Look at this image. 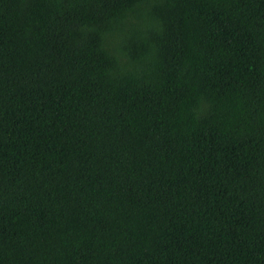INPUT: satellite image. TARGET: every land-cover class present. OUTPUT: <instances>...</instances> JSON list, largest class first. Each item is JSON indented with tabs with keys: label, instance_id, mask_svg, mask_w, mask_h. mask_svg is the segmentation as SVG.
I'll use <instances>...</instances> for the list:
<instances>
[{
	"label": "trees",
	"instance_id": "trees-1",
	"mask_svg": "<svg viewBox=\"0 0 264 264\" xmlns=\"http://www.w3.org/2000/svg\"><path fill=\"white\" fill-rule=\"evenodd\" d=\"M0 264H264V0H0Z\"/></svg>",
	"mask_w": 264,
	"mask_h": 264
}]
</instances>
